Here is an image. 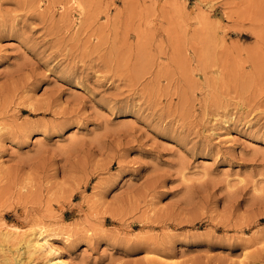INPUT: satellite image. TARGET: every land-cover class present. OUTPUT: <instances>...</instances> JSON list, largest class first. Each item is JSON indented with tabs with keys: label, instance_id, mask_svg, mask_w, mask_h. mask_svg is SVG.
Instances as JSON below:
<instances>
[{
	"label": "rangeland",
	"instance_id": "rangeland-1",
	"mask_svg": "<svg viewBox=\"0 0 264 264\" xmlns=\"http://www.w3.org/2000/svg\"><path fill=\"white\" fill-rule=\"evenodd\" d=\"M7 225L71 264H264V0H0Z\"/></svg>",
	"mask_w": 264,
	"mask_h": 264
},
{
	"label": "bare ground",
	"instance_id": "bare-ground-1",
	"mask_svg": "<svg viewBox=\"0 0 264 264\" xmlns=\"http://www.w3.org/2000/svg\"><path fill=\"white\" fill-rule=\"evenodd\" d=\"M40 226L41 225H39V228L25 234L23 233L24 231L21 233L19 227L7 225L4 227V230L0 231L1 250H4V246H6L4 243L12 241L14 238H19V242H24L23 247L25 250L23 251L28 255L27 257L31 258L40 254L42 257V264H71L59 248L56 247L52 234L46 233L45 228ZM10 258H12V256ZM5 260V264L12 263H10L9 259Z\"/></svg>",
	"mask_w": 264,
	"mask_h": 264
}]
</instances>
